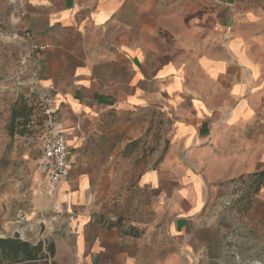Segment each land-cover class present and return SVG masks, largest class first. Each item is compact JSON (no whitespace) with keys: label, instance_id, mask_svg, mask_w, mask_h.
Segmentation results:
<instances>
[{"label":"crops","instance_id":"obj_1","mask_svg":"<svg viewBox=\"0 0 264 264\" xmlns=\"http://www.w3.org/2000/svg\"><path fill=\"white\" fill-rule=\"evenodd\" d=\"M2 15L34 48L47 47L39 89L51 97L55 125L80 142L83 160L52 201L63 210L48 235L55 262L228 260L209 208L219 185L264 172V0H0ZM113 110L151 134L158 113L168 134L163 161L138 179L143 196L134 198L141 206L130 226L104 210L125 145L110 141L117 133L88 130ZM233 210L262 250L246 251L239 264H264V180L235 197Z\"/></svg>","mask_w":264,"mask_h":264},{"label":"rangeland","instance_id":"obj_2","mask_svg":"<svg viewBox=\"0 0 264 264\" xmlns=\"http://www.w3.org/2000/svg\"><path fill=\"white\" fill-rule=\"evenodd\" d=\"M28 38L31 35L19 31L5 15L0 16V237L18 236L21 240L37 243L50 240L48 235L56 232L52 226L55 221L52 215L61 214L63 210L60 206L55 208L52 202L57 200L56 195L49 197L45 193V178L39 167L42 147L49 136V122L53 124V129L58 128L54 117L49 114L51 97L39 89L37 80L44 74L41 56L47 47L34 48ZM24 107L30 115L28 120L19 118L13 122L14 110ZM155 116L156 124L149 125L150 128L155 126V134L147 132L146 124L138 125L137 121L123 119L115 110L105 113V117L101 116L94 124L90 123L88 128L91 133H117L110 137V141L125 145L110 182L114 183L112 202L104 209L113 214V218L124 221V225L130 226L141 206L134 202L135 197L143 196L137 186L138 179L149 167H158L163 161L167 128L162 124L161 115L156 113ZM123 127L127 129L123 130ZM132 130L134 134H131ZM63 132L69 134L71 173L65 180L70 181L75 172L74 163L78 165L83 159L78 153L80 142L77 131L75 134L72 131ZM95 150L91 144L85 152ZM87 173L94 181L109 183L104 180L105 172ZM231 184L216 187L220 193L211 201L209 208L215 219L213 224L222 227L226 233L230 256L223 264L241 263L246 251L262 253L246 237L249 231L246 219L227 213L231 210L227 205L230 203ZM31 220L37 221L36 224ZM42 221L44 225L40 224Z\"/></svg>","mask_w":264,"mask_h":264},{"label":"trees","instance_id":"obj_3","mask_svg":"<svg viewBox=\"0 0 264 264\" xmlns=\"http://www.w3.org/2000/svg\"><path fill=\"white\" fill-rule=\"evenodd\" d=\"M29 114L26 107L22 110H14L13 122L19 118L28 120ZM21 125H25L21 124ZM264 180V172H260L248 177V179L234 180L232 183L239 185V190L236 194L249 195L257 191ZM109 227H114L113 224H108ZM132 231V228H129ZM56 247L51 240H42L37 243H31L21 240L18 236L14 238L0 237V264H57L55 262Z\"/></svg>","mask_w":264,"mask_h":264},{"label":"built area","instance_id":"obj_4","mask_svg":"<svg viewBox=\"0 0 264 264\" xmlns=\"http://www.w3.org/2000/svg\"><path fill=\"white\" fill-rule=\"evenodd\" d=\"M54 126L51 122L48 125L49 136L46 138L43 147L42 155L39 161V167L43 173L47 175L48 182L45 188V193L48 196H55L59 191L60 185L69 175V134L64 133L60 128L53 129ZM239 185L236 183L231 184L230 203L227 205L231 209L227 212L230 215L238 216L233 210V200L238 197L237 191Z\"/></svg>","mask_w":264,"mask_h":264}]
</instances>
